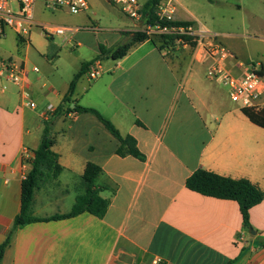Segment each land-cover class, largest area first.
<instances>
[{"label": "crops", "instance_id": "obj_1", "mask_svg": "<svg viewBox=\"0 0 264 264\" xmlns=\"http://www.w3.org/2000/svg\"><path fill=\"white\" fill-rule=\"evenodd\" d=\"M206 2L173 0L175 21L217 33L234 52L235 40L264 33V0ZM226 6L242 19L241 31L226 27ZM136 31L135 24L119 30ZM29 34L18 37L19 44H29ZM113 45L115 40L111 46L96 41L90 47L95 56L80 58L61 86L50 79L49 86L41 85L40 70L35 72L37 66L31 67L25 56V89L32 99L46 100L35 109L25 104L21 87L0 80V245L21 211L22 182L32 169L45 126L40 112L49 106L54 108L49 120L53 151L63 171L55 180L40 181L33 216L47 219L69 213L84 192L88 163L102 169L96 187L109 201L102 219L84 212L18 228L2 264H153L154 259L165 264H264V202L250 212L253 234L244 227L237 202L186 187L187 179L202 169L248 180L264 194V128L193 73L195 64H203L194 62L192 53L189 62L177 60L146 40L121 60L94 61L101 63V77L91 80L88 69L76 86L72 101L97 110L122 136H132L144 160L117 155L120 141L96 116L67 112L66 107L60 111L82 64L94 60L100 46ZM76 46L86 47L81 42ZM105 59L112 61L103 66ZM24 150L30 159H24Z\"/></svg>", "mask_w": 264, "mask_h": 264}, {"label": "built area", "instance_id": "obj_2", "mask_svg": "<svg viewBox=\"0 0 264 264\" xmlns=\"http://www.w3.org/2000/svg\"><path fill=\"white\" fill-rule=\"evenodd\" d=\"M118 6L123 14L134 21L137 31L148 37L173 36L174 49H192L193 61L207 66V78L227 89L231 101L241 108L260 110L264 105V70L260 63L245 64L239 60L236 53L224 46L220 36L201 25L177 23L174 19L176 5L173 0H164L156 10V22L149 23L144 19L143 6L139 0H109ZM38 3H43L52 10L65 9L78 15L89 8L87 0H0V37L5 36V28L13 30L18 37L29 34L33 25V11ZM80 28L58 25L47 27V37L66 36L68 33L80 31ZM88 30V29H87ZM95 30V29H91ZM136 31V32H137ZM170 48L163 52L168 54ZM35 72H39L34 67ZM99 61L92 64L88 75L96 80L102 75ZM0 80L9 81L21 87V97L32 109L37 107L29 91L25 89L26 69L22 62L14 58L0 59ZM54 108L47 107L40 112L42 120L48 122ZM24 159H30L28 150H24ZM26 179V178H25ZM153 264H165L160 259H154Z\"/></svg>", "mask_w": 264, "mask_h": 264}, {"label": "trees", "instance_id": "obj_3", "mask_svg": "<svg viewBox=\"0 0 264 264\" xmlns=\"http://www.w3.org/2000/svg\"><path fill=\"white\" fill-rule=\"evenodd\" d=\"M162 1L164 0H147L144 3L143 15L144 19L149 23L156 22V10L159 3ZM208 1L213 2V0ZM125 35H132L129 42L119 45L113 49H106L105 47L100 46L98 56L94 60L82 64L80 71L72 79L69 90L64 96L62 105L59 109L62 112L63 107H66L67 112L92 114L96 116L120 141L121 145L116 152L117 155L121 157L132 156L139 160H144L145 156L139 151L137 142L132 136H122L115 126L109 120L104 118L97 110L77 105L74 101H72L80 78L86 73L94 61L102 60L104 57H110L114 61L121 60L128 54L131 48L146 40H150L151 44L155 46L159 52H163L167 48L174 47L175 42V37L173 36L148 37L145 33L139 31L125 33ZM72 104H74V107H71ZM242 112L252 123L264 128V105L258 111L251 108H242ZM54 145V133L51 129L50 121H48L45 122L41 144L34 152V159L31 161L32 169L26 179L22 182L21 211L14 219L12 228L10 229L5 241L0 245V264H2L4 254L18 228L35 222L72 218L84 212H88L102 219L107 212L109 201L100 195L102 189L96 187V182L102 172V169L93 163H88L83 175L84 192L76 197L69 213L64 215H55L47 219L33 216L32 208L34 204V195L36 189L40 185V181L44 177H50L55 180L63 171V168L59 164V157L53 151ZM186 187L191 191L207 197L237 202L242 215L244 227L249 230H253L250 221V212L255 206L264 202V194L256 185L245 179L234 180L199 169L187 179Z\"/></svg>", "mask_w": 264, "mask_h": 264}, {"label": "rangeland", "instance_id": "obj_4", "mask_svg": "<svg viewBox=\"0 0 264 264\" xmlns=\"http://www.w3.org/2000/svg\"><path fill=\"white\" fill-rule=\"evenodd\" d=\"M87 1L89 3L88 10L78 15L71 14L67 10L56 11L45 8L41 3H38L33 11V20L36 25H33L30 29L29 44H19L18 36L14 31L5 28V36L0 37V59L11 57L21 62L25 56H28L31 67L37 66L40 70L41 85L46 83L49 86L50 79L53 82L55 81L56 86H61L62 79L72 76V72L76 70V62L80 61V58L92 59L95 56L90 47H93L96 41H99L103 46H111L112 40H115L113 48L129 42L130 37L120 33L119 30L134 25V21L125 16L121 9L109 0ZM139 1L144 3L146 0ZM199 1L207 3L206 0ZM220 1L223 3L235 2V0ZM226 10L228 12L226 27H229L230 30L241 31L242 27L239 23L242 22V19L235 17L236 12L233 7L226 6ZM232 16L234 18L233 22L231 20ZM239 16L242 17L241 14ZM261 16H264V14H261ZM261 22L264 23V20H261ZM58 25L78 26L84 30L78 33H68L66 36L47 37L46 28ZM95 28L101 31L96 33L86 32L87 29ZM107 40L109 42L105 43ZM80 42L86 47H77L76 44ZM235 45V52L239 60L245 64L260 63L264 70V33L257 32L254 36L239 38L235 40ZM191 53L192 49L190 48L178 51L172 47L168 51V56L189 62ZM108 61L112 60L105 59L103 66H106ZM206 70V65L201 66L198 64H195L194 69H192L193 73H199V77L206 84H210L215 90L219 91L226 102L232 103L227 89L210 81L206 76ZM32 100L39 106L41 102H46L40 97H35Z\"/></svg>", "mask_w": 264, "mask_h": 264}, {"label": "water", "instance_id": "obj_5", "mask_svg": "<svg viewBox=\"0 0 264 264\" xmlns=\"http://www.w3.org/2000/svg\"><path fill=\"white\" fill-rule=\"evenodd\" d=\"M250 233H253L254 234L255 232L253 230H250Z\"/></svg>", "mask_w": 264, "mask_h": 264}]
</instances>
